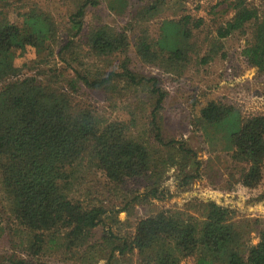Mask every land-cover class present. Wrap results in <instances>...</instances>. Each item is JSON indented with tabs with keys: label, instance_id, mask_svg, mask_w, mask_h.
I'll use <instances>...</instances> for the list:
<instances>
[{
	"label": "trees",
	"instance_id": "obj_1",
	"mask_svg": "<svg viewBox=\"0 0 264 264\" xmlns=\"http://www.w3.org/2000/svg\"><path fill=\"white\" fill-rule=\"evenodd\" d=\"M60 1L62 40L37 0H0V264H264V217L230 205L193 198L129 220L171 197L163 188L171 169L182 188L209 171L222 191L259 184L264 115L242 116L226 101L208 100L191 122L214 157L202 159L188 138L168 129L169 93L157 77L131 68L130 54L179 79L195 59L225 58L224 41L238 37L239 55L264 78V0L218 2L232 15L201 55L193 30L203 21L185 13L190 0ZM102 4L125 24L98 19L85 27L87 12ZM27 47L35 57L19 67L15 59ZM84 90L100 91L127 119L90 108L78 96ZM90 174L102 177L96 196ZM129 181L143 191L124 192Z\"/></svg>",
	"mask_w": 264,
	"mask_h": 264
},
{
	"label": "rangeland",
	"instance_id": "obj_2",
	"mask_svg": "<svg viewBox=\"0 0 264 264\" xmlns=\"http://www.w3.org/2000/svg\"><path fill=\"white\" fill-rule=\"evenodd\" d=\"M37 1L41 9L48 10L52 14L53 20L60 32L58 37L62 40L64 28H62V31L60 28L63 26V21L67 24L65 16H62V10L65 7L62 6L60 0ZM220 1L222 0H190L185 5V13L195 19L200 18L203 21L198 29L193 30V40L198 41L201 45L200 48L202 50L200 55L205 50L208 40L214 35L215 28L219 24L224 23L232 15V11L228 10L226 13H222L226 5L221 4L217 6L216 4ZM248 2L250 5L259 6L262 0H248ZM98 19L118 27L123 26L126 22V18L108 12L104 4L97 8H92L87 12L85 27L96 24V22H99ZM156 26L157 20L150 24L151 31L155 30ZM242 44L243 39H239L238 37L226 39L223 50L226 51L225 58L217 56L207 65H200L197 59H195L196 61H194L195 63H193L189 71L179 79L161 74L154 67L143 65L133 53L130 54L131 68L142 75L157 77L160 80L161 86L163 85L169 93L163 104V116L167 119L166 126H168V129L173 134L180 133L182 137L188 138L192 146L199 150L202 159H214V157L212 153L208 152L205 143H199L202 140L200 133L191 125V122L192 118L198 113L199 108L208 100L226 101L238 108L242 116L250 114L264 115V78H256L252 69L239 55ZM55 50H57L56 46ZM34 57L35 50L27 47L24 54L18 55L15 60L20 67L23 63H27L28 60ZM22 70L26 69L23 68ZM78 96L81 97L85 104L90 105V108L102 112L110 120H125L128 117L118 107L112 108L110 102L103 98L104 96L100 91L84 90L83 92H79ZM193 100L195 101L193 102ZM225 160L223 158L222 163L224 165L222 168L228 163L224 162ZM215 165L216 162L213 161V166ZM175 175L174 169L169 170L163 183V188L172 194L171 197L162 201H153L146 208L137 210L136 216L129 219L131 223L134 224L139 215L147 214L150 210L156 211L170 207L180 208L193 198H208L214 200L219 205H230L238 208L249 216L264 217V165L259 187H255L250 193L238 191V184L233 185L231 190L222 191L218 188V185L210 183L212 181H220L219 178L214 179L213 173L210 171L201 174L199 179L193 181L186 188L179 186V180ZM90 176L92 181L89 186L92 187L96 196V188H98L96 181L102 182V177L99 174H90ZM122 189L124 192H129V189L137 190V193L143 191L141 182L138 181H129ZM110 193H112L111 200L113 199L112 201L116 204L115 208L119 207L120 203L118 201L120 199L115 198L113 195L114 191H110ZM117 215L119 219H124L126 211H121ZM3 249L4 246L0 243V251ZM67 264L73 263L68 262ZM98 264H102V262ZM181 264H192V260L186 258Z\"/></svg>",
	"mask_w": 264,
	"mask_h": 264
},
{
	"label": "built area",
	"instance_id": "obj_3",
	"mask_svg": "<svg viewBox=\"0 0 264 264\" xmlns=\"http://www.w3.org/2000/svg\"><path fill=\"white\" fill-rule=\"evenodd\" d=\"M260 184V182H259ZM259 184L255 187H259ZM255 187H246V186H243L241 184H238V191H242L243 193H250L252 192L251 190L254 189Z\"/></svg>",
	"mask_w": 264,
	"mask_h": 264
}]
</instances>
